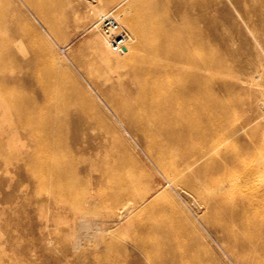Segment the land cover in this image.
<instances>
[{
	"label": "bare ground",
	"instance_id": "6f19581e",
	"mask_svg": "<svg viewBox=\"0 0 264 264\" xmlns=\"http://www.w3.org/2000/svg\"><path fill=\"white\" fill-rule=\"evenodd\" d=\"M85 1L95 16L91 29L97 30L98 20L107 12L96 0ZM195 1L198 0H134L136 26L132 21L119 20L117 15L119 25L130 30L124 28L130 42L126 51L118 56L137 57V63L129 70V81L134 86L126 90L137 98V102L131 104L126 94L117 93L116 87L123 80L120 76L113 80L112 66L101 54L93 56L97 59L84 54L76 56L77 64L89 76L94 95L68 69L54 61L53 47L31 26L33 17L40 18L58 36V24L70 21L74 0H53L54 7L47 0H0V141H29L31 152L24 149L25 144L17 148V157L26 162L27 177L38 171L37 186L53 185L57 199L77 202L73 191L82 184L85 185L82 191L87 190L85 193L94 185H112L118 191L124 188L120 183L109 181V174L117 166L108 165L107 149L93 147L95 159L76 155L84 149L71 148L77 142L69 138L73 118L76 117V121L84 118L93 128L111 134L123 129L145 142L151 163L172 188L189 191L200 200V206L210 209L229 203L234 212L231 217L237 224H253L255 240L248 241L247 248L257 253V242L264 236V222L244 216L234 195L250 194L244 205L246 209L264 205V69L252 65L249 71L244 69L230 76L222 74L224 59L212 54L216 48L200 39V26L186 20L185 6L196 4ZM112 2L108 0V4ZM225 2L224 12L215 17L208 15L209 19L220 23L224 32L236 30L239 33L242 32L239 19L256 20L258 25L251 26L256 30L259 47L264 49V0ZM167 13L177 21L168 18ZM133 30L140 34L141 54L133 47L137 42ZM88 44L98 49L107 48L104 38L101 40L96 34L89 37ZM109 82L112 85L107 86ZM243 91L252 95L238 99L236 95ZM239 111L249 114L238 122ZM253 123L260 124V131L248 128ZM241 136L248 141L236 148ZM200 139L203 140L200 148L188 157L184 152L186 143ZM10 160L11 156L6 158L0 153V162ZM77 164L84 165L86 184L78 177ZM208 167V181L219 182L218 189L212 193L208 192V181L194 180L199 170L201 173ZM93 172H98L99 176L93 178ZM151 195L146 193L133 203L123 202L111 222L122 220ZM211 219L210 215L206 217L207 228L216 230L217 225L223 226ZM79 225L86 237L97 239V231L93 230L96 222L82 215ZM147 229L142 227L141 232ZM229 232L234 240L245 239L244 231ZM148 248L158 251L161 247L152 244ZM152 264L169 262L155 259Z\"/></svg>",
	"mask_w": 264,
	"mask_h": 264
},
{
	"label": "rangeland",
	"instance_id": "374dc122",
	"mask_svg": "<svg viewBox=\"0 0 264 264\" xmlns=\"http://www.w3.org/2000/svg\"><path fill=\"white\" fill-rule=\"evenodd\" d=\"M112 1V5L108 4V0H96V3L106 12L116 10L119 20L127 23L132 21L136 26L134 0ZM47 2L54 7L53 0ZM195 2L193 5L186 4V20L200 26V39L216 48L212 54L224 59L222 74L227 73L230 76V73L238 74L244 69L249 71L252 65H259V69H264V49L259 47L255 37L256 30L251 26L258 25L255 17V22H248L244 18L238 20L241 33L236 30L224 32L221 24L210 20L208 15L215 17L222 14L223 5L227 4L225 0ZM73 4L72 11L69 12V22L64 24L63 21L61 24V19H57L60 23L58 36L40 18L33 17L34 20L29 23L34 31L44 36L53 47L54 61L68 69L70 74L78 78L88 92L94 95L96 92L88 83L89 76L85 69L77 64L76 56L84 54L97 59L93 56L101 54L112 66L113 80L118 76L123 80V83L116 87L117 93L120 96L126 94L127 101L135 104L137 98L126 90L134 86L129 81V70L137 63V57L121 58L106 47L98 49L90 46L88 40L91 35L96 34L101 40L103 38L98 30L91 29L95 16L85 0H74ZM123 11L128 12L126 14L122 13ZM166 16L172 21H177V18L169 13ZM179 27L184 35V29L180 24ZM144 32L148 34L146 29ZM133 33V37L137 38L133 47L138 49L140 34L134 30ZM138 50L141 54V49ZM213 90L217 93V86L214 85ZM251 95L252 93L243 91L236 97L246 99ZM248 114L247 111L237 112V121ZM75 118L72 120L74 127L69 138L77 142L72 144L71 148H83V153L76 155L85 159H95L93 147L107 149L108 165L117 166L109 174V181L122 184L124 191H118L112 185L105 184L94 185L89 193H85L87 190L82 191L85 186L82 184L73 191L77 202L67 198L57 199L53 185L37 186L38 171L28 177V173L25 174L26 162L17 157V148L25 144L24 149L31 152L29 141H0L1 156H11L10 162H0V264H152L155 259H162L169 264H264V236L256 241L257 249L259 248L257 253L249 252L247 243L255 240L253 224H237L231 217L234 212L229 203L219 209L200 206V200L192 193L170 186L163 174L151 163L144 141L124 132L123 129H119L117 134H111L103 129L93 128L84 118H78L79 122ZM248 128H259L260 131L262 127L259 123H253ZM202 141H188L184 147L186 155L189 157L194 154ZM239 141L241 142L237 143L236 148H240L243 146L242 142L248 140L241 136ZM83 167L84 165L77 164L78 177L86 184L88 177L82 171ZM209 167L201 173L199 170L194 180L207 182L208 170L211 168ZM98 176V172L92 173L93 178ZM218 185L217 180L208 181V192L212 193L218 189ZM146 193L152 195L141 207L131 209L119 222H111L113 215L121 210L123 202L133 203V200ZM234 196L244 216L249 219L258 218L262 220L258 221L264 222V205L246 209L244 205L250 194L238 193ZM213 210L217 212L216 215ZM82 215L97 223L93 226V230L97 231V239L86 237L80 230ZM209 215L214 223L223 226L217 225L216 230L207 228L205 221ZM142 227H151L152 230L141 232ZM232 230L244 231L245 239L230 238L229 231ZM152 244L160 246V250L149 249L148 246Z\"/></svg>",
	"mask_w": 264,
	"mask_h": 264
},
{
	"label": "built area",
	"instance_id": "2783aa9c",
	"mask_svg": "<svg viewBox=\"0 0 264 264\" xmlns=\"http://www.w3.org/2000/svg\"><path fill=\"white\" fill-rule=\"evenodd\" d=\"M116 10H111L98 20L97 30L106 41L107 48L113 54L126 51L130 35L119 25Z\"/></svg>",
	"mask_w": 264,
	"mask_h": 264
}]
</instances>
